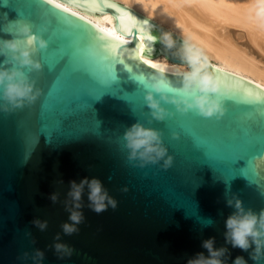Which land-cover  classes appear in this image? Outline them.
I'll use <instances>...</instances> for the list:
<instances>
[{
	"label": "water",
	"instance_id": "water-1",
	"mask_svg": "<svg viewBox=\"0 0 264 264\" xmlns=\"http://www.w3.org/2000/svg\"><path fill=\"white\" fill-rule=\"evenodd\" d=\"M63 1L88 14L110 11L116 30L131 39L117 46L111 39L115 36L54 0H0V38H11L3 29L17 19L32 18L41 4L71 21L55 35L43 33L50 47L36 57L43 68L30 72L42 89L37 102L0 112V264H32L17 257L36 248L45 251L44 264H186L199 252L208 255L201 246L205 239L215 237V246H224L225 220L234 211L226 198L235 193L246 208H264V100L248 94L264 87L208 60L218 78L217 70L231 74L224 83L231 90L225 116L217 120L190 111L153 120L144 96L156 70L135 55L137 37L144 39V51L138 53L164 54L181 63L175 50H167L159 40L161 33L171 31L116 0ZM171 33L179 46L183 38ZM5 59L0 55V64ZM165 79L180 87L174 73ZM165 106L175 111L174 105ZM136 121L163 130L174 156L170 168H162L163 161L140 167L128 160L123 134ZM173 132H179V138H173ZM85 176L99 177L118 206L95 213L87 207L85 189V220L78 233L65 235L61 225L70 222V213L62 201L69 181ZM60 178L63 185L56 183ZM54 191L61 193L56 204L48 198ZM36 217L49 221L45 231L31 223ZM208 219L214 223L205 226ZM58 232L74 247L71 257L59 259L48 247ZM227 247L228 264L236 256L256 264L249 252Z\"/></svg>",
	"mask_w": 264,
	"mask_h": 264
},
{
	"label": "clouds",
	"instance_id": "clouds-1",
	"mask_svg": "<svg viewBox=\"0 0 264 264\" xmlns=\"http://www.w3.org/2000/svg\"><path fill=\"white\" fill-rule=\"evenodd\" d=\"M16 22L19 24L18 34L8 39L0 38V55L9 58L0 64V112L4 113H12L25 105L37 102L42 89L37 86L30 72L43 68L42 61L36 57L41 50L50 47L49 39L43 34L46 29L34 31V25L27 19ZM159 40L167 50H175L173 55L179 57L182 62L173 67L168 57H164L161 61L153 63L156 75L150 83L151 90H147L144 96L151 119L165 121L175 117L177 113L184 115L190 111H196L205 118L222 119L228 111L226 97L230 96L231 90L209 70L208 58L202 50L191 44L186 37L178 46L177 39L171 32L161 33ZM8 64H12V67H7ZM26 67L28 72L24 70ZM170 69L179 78V88H173L166 83L165 77ZM145 87L148 88L149 85ZM168 104L174 105L175 111L165 106ZM260 115L264 117V110ZM172 136L179 138L180 133L173 132ZM123 140L128 149V160L138 161L140 167L161 161V167L164 169L173 165L174 156L169 154V149L164 143L163 130L136 121L126 127ZM56 183L63 185L64 181L60 178ZM85 189L88 192L87 207L95 213L106 211L109 206L113 209L118 206V200L110 195L99 177L85 176L79 181H69L67 197L62 201L65 210L70 213V222L61 225L65 235L78 233L79 225L85 220L82 211ZM122 191H128L127 186ZM60 195L59 191H54L48 198L56 204L61 202ZM226 205L234 211L225 220V245L217 248L215 237L205 239L201 246L207 250L208 255L199 252L190 257L186 264H228L231 252L227 245L249 252V258L256 264L264 260V208L259 211L246 208L243 200L235 193L226 198ZM31 223L40 231H45L49 221L36 217ZM213 223V220L208 219L205 226ZM26 235L31 236L32 233L27 232ZM32 243H36L34 237ZM48 247L54 249L59 259L71 257L75 251L73 246L61 240L60 232L56 233L54 243ZM45 255L44 250L36 248L32 252H23L17 259L25 262L31 260L32 264H44ZM231 264H248V261L243 256H236Z\"/></svg>",
	"mask_w": 264,
	"mask_h": 264
},
{
	"label": "bare ground",
	"instance_id": "bare-ground-1",
	"mask_svg": "<svg viewBox=\"0 0 264 264\" xmlns=\"http://www.w3.org/2000/svg\"><path fill=\"white\" fill-rule=\"evenodd\" d=\"M54 1L90 20L110 35L127 41L131 39V35L116 30L114 15L110 11L98 16L63 0ZM116 1L178 36L188 38L191 44L202 50L214 67L264 87V0ZM138 52L137 47L135 55L153 63L166 57L164 54L149 57ZM168 60L173 67L180 64ZM169 72L174 73L171 69Z\"/></svg>",
	"mask_w": 264,
	"mask_h": 264
},
{
	"label": "snow or ice",
	"instance_id": "snow-or-ice-1",
	"mask_svg": "<svg viewBox=\"0 0 264 264\" xmlns=\"http://www.w3.org/2000/svg\"><path fill=\"white\" fill-rule=\"evenodd\" d=\"M45 3L51 4L52 0H43V4H45ZM43 4L38 5L36 7L35 11L32 14V18L27 19L34 26L46 29V31L51 32L53 35H55L65 25L71 24V21H69L67 19V17L59 15V12H54L51 7L44 8L42 6ZM108 7H115V5L109 4ZM17 20H24V19H17ZM16 21H14L9 28H7V29L4 28L3 29L4 32L5 33H11L13 35H17L18 34L19 24ZM144 22L147 23V21H144ZM121 27H122V25H121ZM140 31L142 32L143 29H140ZM105 38H108L107 35L105 36ZM111 39L113 40V43L116 44L117 46L119 44H126L127 43V41L122 40V39H118L116 37H111ZM137 39H139L141 41V43L138 46L139 52H143L144 51V44L142 42L143 41V37L140 36V37H137ZM148 39L152 40L153 37L152 36H148ZM115 51H116V49L113 48L112 52H115ZM64 58H62L61 60H63ZM138 58L142 59L145 64L150 65V67L152 69H154L153 62L151 60L144 59L143 56H138ZM114 59H115V57L113 59L109 60L110 63L114 62ZM60 61H59V63H60ZM217 71L220 73L219 79L221 80V82L226 83V77H230L231 74L230 73H224V72H222L220 70H217ZM232 78L233 79H238L236 77H232ZM166 83L168 85H170L171 87H173V88H179L178 86H172V83L170 81L166 80ZM256 87H257V92L248 93V94L253 96L256 99L264 100V90H260L258 86H256ZM243 91H245L247 93V89L246 88L243 89Z\"/></svg>",
	"mask_w": 264,
	"mask_h": 264
}]
</instances>
